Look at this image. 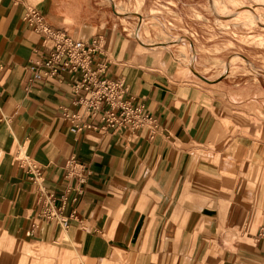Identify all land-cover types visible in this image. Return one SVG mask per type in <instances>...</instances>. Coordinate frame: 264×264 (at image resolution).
I'll return each mask as SVG.
<instances>
[{
    "label": "crops",
    "instance_id": "obj_1",
    "mask_svg": "<svg viewBox=\"0 0 264 264\" xmlns=\"http://www.w3.org/2000/svg\"><path fill=\"white\" fill-rule=\"evenodd\" d=\"M113 5L0 0V264H212L210 252L264 254V84L201 74L197 45L214 41L197 0H141L123 16ZM29 7L71 36L103 38L109 75H123L157 117L152 137L74 134L60 115L72 98L66 79L27 89L25 64L45 42L22 20ZM143 8L164 39L126 31L123 18L136 28ZM20 154L40 166L54 203L66 198L68 227L43 218ZM228 237L231 248L220 244Z\"/></svg>",
    "mask_w": 264,
    "mask_h": 264
},
{
    "label": "built area",
    "instance_id": "obj_2",
    "mask_svg": "<svg viewBox=\"0 0 264 264\" xmlns=\"http://www.w3.org/2000/svg\"><path fill=\"white\" fill-rule=\"evenodd\" d=\"M22 20L45 40L25 64L29 72L27 89L53 78L59 82L66 79L72 98L67 105L60 106V115L70 132L76 134L94 129L118 138L146 129L151 137L154 135L157 117L137 102L123 75H109L104 40L100 35L90 38L71 36L47 23L33 7L26 8ZM17 158L28 181L42 195L43 218L68 227L71 218L65 213L66 198L54 203L53 195L43 185L45 178L40 166L24 154ZM71 160L75 161L74 158ZM86 176L78 181H85ZM257 236L264 240V226Z\"/></svg>",
    "mask_w": 264,
    "mask_h": 264
},
{
    "label": "rangeland",
    "instance_id": "obj_3",
    "mask_svg": "<svg viewBox=\"0 0 264 264\" xmlns=\"http://www.w3.org/2000/svg\"><path fill=\"white\" fill-rule=\"evenodd\" d=\"M110 1L114 4V8L120 12V16L131 14L133 10H139L138 3L140 0ZM197 1L201 11L199 15L204 20L207 16L209 23L208 27L200 28L207 31V35L210 36L212 42L214 41L213 44L209 42L197 45L199 48L197 47L196 50L199 51L201 57L199 60L197 59L199 66H201V68L199 67L201 74L209 80L226 79L236 83L246 78L264 84V22L242 18L237 11L239 7H247L257 18L264 20V7L243 0ZM219 5H222L223 8L221 13H217L215 9ZM145 9L143 8L142 15H139V24L136 25V28L133 22L128 21L131 18L122 17L126 31L131 36L150 38V36L156 34L152 38L164 39L167 35L160 28L158 22L149 19ZM133 21H137V18L134 17ZM140 24H142L141 28H139ZM152 31H154V34H152ZM180 54L184 57V50ZM187 60L190 61V65H193L192 60H189V58ZM196 68L198 69V67ZM220 244L225 248L234 246L230 237ZM210 253H214L212 257H209L212 264H215V262H221L219 264H260L258 262L264 260V254H261L259 250L241 252L240 255L231 250Z\"/></svg>",
    "mask_w": 264,
    "mask_h": 264
},
{
    "label": "bare ground",
    "instance_id": "obj_4",
    "mask_svg": "<svg viewBox=\"0 0 264 264\" xmlns=\"http://www.w3.org/2000/svg\"><path fill=\"white\" fill-rule=\"evenodd\" d=\"M141 3V0L139 1L138 4ZM216 11L217 13H221L223 11V8H222V5H219L217 6L216 8ZM237 11L239 12V15L242 17V18H245V19H249V20H252V21H260V22H264V20H262L261 18H257V16L254 15V13L247 7H239L237 9Z\"/></svg>",
    "mask_w": 264,
    "mask_h": 264
}]
</instances>
